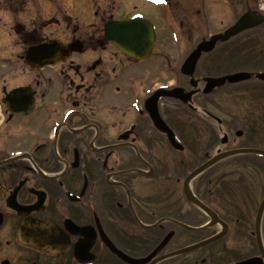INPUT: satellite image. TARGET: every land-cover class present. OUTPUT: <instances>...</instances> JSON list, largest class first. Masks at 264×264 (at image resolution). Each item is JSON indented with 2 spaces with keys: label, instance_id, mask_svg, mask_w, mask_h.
<instances>
[{
  "label": "flooded vegetation",
  "instance_id": "flooded-vegetation-1",
  "mask_svg": "<svg viewBox=\"0 0 264 264\" xmlns=\"http://www.w3.org/2000/svg\"><path fill=\"white\" fill-rule=\"evenodd\" d=\"M260 1L0 0V264H197L192 251L163 257L192 246L194 232L224 240L231 230L253 248L233 264H264V189L252 195L264 155L221 157L264 148L251 123L222 131L214 105L244 83L227 77L261 73L244 67V52L264 44ZM246 13L261 24L192 60ZM224 159L237 171L222 173L229 193L211 194L208 178L202 197L196 179ZM185 161L199 165L181 176ZM192 196L225 228L209 226ZM224 248L214 264L232 262Z\"/></svg>",
  "mask_w": 264,
  "mask_h": 264
},
{
  "label": "rangeland",
  "instance_id": "rangeland-1",
  "mask_svg": "<svg viewBox=\"0 0 264 264\" xmlns=\"http://www.w3.org/2000/svg\"><path fill=\"white\" fill-rule=\"evenodd\" d=\"M102 1V0H100ZM260 5L264 6V0L260 1ZM76 7H78L76 9V11H80V8H82V4L81 3H76L75 4ZM227 18H229V21L233 20L232 15L228 16ZM214 22V26H220V22H224L228 19H225L223 17L218 18L215 17L212 19ZM216 28L212 27V31H215ZM218 30V29H217ZM253 39L256 40V37L253 36ZM261 46V45H260ZM248 59H253L256 62H251V63H247L246 61ZM244 67L245 69L251 70V73H257V72H263L264 73V44H262V46L259 49H253L250 51H245L244 52ZM255 71V72H254ZM250 72V71H249ZM233 94H230V96H228L227 100L223 101V100H214V105H217L218 108L220 106L222 113L216 115L221 121H222V126H223V130H245V132H247L248 129H250V126L248 124L251 123V125H255L257 126V130H258V134L257 137H255V141L257 144L260 146L261 149L264 148V83L256 81L254 80H250L247 82H244L243 85L239 86V88L234 87V89H232ZM243 91L242 94H244L245 97L240 96L239 98H235L236 97V93H238L237 91ZM242 97V98H241ZM217 128V127H215ZM233 134V133H232ZM230 137H232V139H234V134L231 135ZM216 140V139H215ZM201 144H203V142H201ZM212 150L214 151L217 147H219V143H212ZM211 144V145H212ZM210 145V146H211ZM228 147H234V146H228ZM205 148H203L202 150H204ZM226 149V147H225ZM166 152H168L166 150ZM202 153H204V151H201ZM169 153V152H168ZM170 154V153H169ZM175 155H181L184 156V153H176L174 152ZM229 156V155H228ZM232 160V158L230 159ZM229 159H224L222 161H220L219 163L215 164L214 166H212L205 174L203 177L196 179L195 184L197 183V181L199 182L201 180V184H196V188L200 189V194L202 195L203 192L205 191L206 188V183L205 181L210 178L212 181V193L213 195H221L222 193L224 195H226L225 192L229 193L225 188H223V184L225 181H227L229 184L233 183V181L228 178V179H224L222 180V177L224 175H222L223 172L227 171V172H231L229 173V175H237V171L234 169L233 171V167L235 168V165L232 166H228V170L226 168L227 163H228ZM236 164V162H235ZM198 163H193V161L191 162H187L185 161L183 163V165L181 166V169L179 171V175L183 176L186 175L188 171H190V169L198 166ZM235 179V177L233 178V180ZM226 183V182H225ZM254 186L255 191H252V195L255 197V195L257 196L258 193H262L263 189H264V175L262 174L259 178V182L255 181ZM235 192V191H234ZM203 197V195H202ZM210 204L214 206V208L219 209V203H215L214 199H212L210 201ZM220 212V211H219ZM205 222V221H204ZM203 221H200L198 223L195 224V226H199L201 224L204 223ZM217 230H219V227H217ZM216 231V229H214V232ZM217 232V231H216ZM208 232L207 231H203V232H197V233H192V244H194L195 242L198 241H202L204 239H206L208 237ZM233 231L231 230L226 238L224 240H220L216 243H213L212 245L198 250V251H194L192 253V263L193 261H195V259L197 260V264H214V256L218 253L221 254L222 250H223V246L225 245L226 248V252H228V259L232 260V262L230 264H233L234 262H238L242 259H245L246 256L248 254H250L253 251L252 248V244L248 243L247 241L244 240H240L237 241L235 239H233ZM237 241V242H236ZM234 253L238 256V258L236 259L234 257L233 254ZM227 259V260H228ZM201 260H203L202 262H200Z\"/></svg>",
  "mask_w": 264,
  "mask_h": 264
},
{
  "label": "water",
  "instance_id": "water-1",
  "mask_svg": "<svg viewBox=\"0 0 264 264\" xmlns=\"http://www.w3.org/2000/svg\"><path fill=\"white\" fill-rule=\"evenodd\" d=\"M262 22V20L260 19H255L253 17L252 14H249V13H246L244 14L240 19L239 21L232 27L230 28L228 31H226L223 35H220V36H216L214 37L210 42H207V43H203L201 44L197 50L192 54V60H194V62L197 61V59L199 58L201 52H208L212 49L213 47V44L216 40H222V41H225L227 40L228 38L238 34L239 32H242L244 30H247V29H250V28H254L258 25H260ZM129 25V22H121V23H118V26L119 27H127ZM108 36V35H107ZM121 37L123 39L126 38V36H123L121 35ZM109 38V37H108ZM134 40V39H133ZM37 54V53H36ZM35 57V56H34ZM250 78V76L248 74H237V75H233V76H229L227 77L226 79L228 80V83L230 84H235L237 82H242V81H246ZM256 79L261 81V82H264V73L262 74H259L256 76ZM225 79H219V80H209L207 86H206V90L205 92H208V90L210 91L212 88H214L217 84H221ZM165 96H168V94L165 93ZM165 132L169 134V137L171 136V133L170 131L165 128ZM170 140L171 137H170ZM177 147V146H176ZM178 148V147H177ZM244 153H252V154H261V155H264V152L263 151H259V150H236V151H232V152H228L224 155H222L221 157H224V156H228V155H235V154H244ZM215 161V160H214ZM213 162V161H212ZM211 162V163H212ZM211 163H208L207 165H204L203 167L195 170L194 172H192V174L187 178L186 180V184H188V182L193 179L196 175L199 174V172H201L203 169H205L206 167H208ZM192 202H194L195 204H197L199 207H201L206 213H208L209 217L212 219V222L209 224V226H212V225H215V224H219L222 229L225 228V225L222 224L218 218L216 217V215L210 211L208 208L204 207L202 204H200L193 196H192ZM264 206V201L262 202V207L261 209L263 208ZM202 228H197V229H192V230H195V231H199L201 230ZM223 236V233L217 235V236H214L210 239H207L205 241H202V242H199V243H196L190 247H187V248H184V249H181L175 253H172L168 256H165L163 257V259H166V258H169V257H173V256H176V255H179V254H185V253H189V252H194V251H197L201 248H204L206 246H208L209 244L219 240L221 237ZM167 241H168V238L164 239L160 245L155 249V251L152 253V255L148 258L149 260L156 255L157 252L161 251L164 246L167 244ZM118 253V252H117ZM237 264H255V261L253 259L251 260H247V261H244V262H240V263H237Z\"/></svg>",
  "mask_w": 264,
  "mask_h": 264
},
{
  "label": "snow or ice",
  "instance_id": "snow-or-ice-1",
  "mask_svg": "<svg viewBox=\"0 0 264 264\" xmlns=\"http://www.w3.org/2000/svg\"><path fill=\"white\" fill-rule=\"evenodd\" d=\"M155 2H162V0H155Z\"/></svg>",
  "mask_w": 264,
  "mask_h": 264
}]
</instances>
